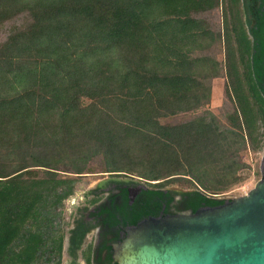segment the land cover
<instances>
[{
	"label": "trees",
	"instance_id": "16d2710c",
	"mask_svg": "<svg viewBox=\"0 0 264 264\" xmlns=\"http://www.w3.org/2000/svg\"><path fill=\"white\" fill-rule=\"evenodd\" d=\"M255 19L241 0H0V264H48L45 239L59 264L83 174L145 183L124 226L224 203L264 146Z\"/></svg>",
	"mask_w": 264,
	"mask_h": 264
},
{
	"label": "water",
	"instance_id": "95a60500",
	"mask_svg": "<svg viewBox=\"0 0 264 264\" xmlns=\"http://www.w3.org/2000/svg\"><path fill=\"white\" fill-rule=\"evenodd\" d=\"M112 245L118 264H264V172L246 194L148 216Z\"/></svg>",
	"mask_w": 264,
	"mask_h": 264
},
{
	"label": "flooded vegetation",
	"instance_id": "af4514ba",
	"mask_svg": "<svg viewBox=\"0 0 264 264\" xmlns=\"http://www.w3.org/2000/svg\"><path fill=\"white\" fill-rule=\"evenodd\" d=\"M241 4L245 18L252 21L250 28L256 25L255 18L260 15L264 32V0H241ZM122 178L110 175L109 179L101 181L91 189L89 194L77 196V203L73 202L75 190L65 199L62 208L64 218L60 221L64 238L59 264H111V261L118 264L113 258L112 245L125 237L124 227L129 226L122 225L125 210L123 195L126 190L128 203L132 204L137 193L146 188L145 183L138 178ZM163 191L173 190L164 188ZM176 198L177 196L175 200ZM68 199L73 210L66 213L65 203ZM163 208L164 203L161 206ZM44 242L49 245L43 257L45 263L54 264L52 240L45 239ZM50 257L53 259L49 260Z\"/></svg>",
	"mask_w": 264,
	"mask_h": 264
},
{
	"label": "rangeland",
	"instance_id": "374dc122",
	"mask_svg": "<svg viewBox=\"0 0 264 264\" xmlns=\"http://www.w3.org/2000/svg\"><path fill=\"white\" fill-rule=\"evenodd\" d=\"M215 16L217 18L219 16L218 13L215 14ZM219 55H221V53ZM224 83L225 79L223 77L215 78L212 81L211 101L207 108L214 112H217L218 108L223 103ZM242 158L249 165V169L246 171V179L244 182L234 186L232 189L217 195V198L230 200L242 196L246 194L251 188H253L254 184L261 178V175L264 172V146L257 151L252 149L244 151ZM109 176L110 175L107 173H87L77 177L75 193L73 194L75 199H73V202L77 203L79 201L77 196H81L83 194L85 195V193L89 194L91 189H94L101 181L109 179ZM166 188L179 192L190 189L188 185L182 184L180 182L169 184L166 186ZM69 199L65 203L66 213L71 209L73 210L72 203H70Z\"/></svg>",
	"mask_w": 264,
	"mask_h": 264
}]
</instances>
